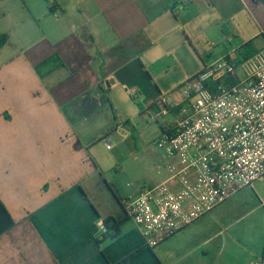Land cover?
<instances>
[{
  "label": "crops",
  "instance_id": "crops-1",
  "mask_svg": "<svg viewBox=\"0 0 264 264\" xmlns=\"http://www.w3.org/2000/svg\"><path fill=\"white\" fill-rule=\"evenodd\" d=\"M178 5L0 0V34L9 37L0 48V199L15 220L0 236V264L262 261L263 249L238 250L208 224L213 211L155 249L144 245L131 219L115 239H98L101 223L124 218L126 202L145 186L121 193L81 138L80 127L103 106L75 121L63 108L100 100L108 86L109 96L111 76L127 88L145 86L149 107L163 92L153 68L180 65L178 52L192 51L200 73L250 40L264 49V0H195L181 15ZM254 210L264 227V208Z\"/></svg>",
  "mask_w": 264,
  "mask_h": 264
},
{
  "label": "built area",
  "instance_id": "built-area-1",
  "mask_svg": "<svg viewBox=\"0 0 264 264\" xmlns=\"http://www.w3.org/2000/svg\"><path fill=\"white\" fill-rule=\"evenodd\" d=\"M194 1L179 0L176 14ZM238 49L147 107L151 120L173 118L156 141L169 156V177L143 187L125 205L150 249L264 181V49L247 59ZM104 140L111 150L113 139ZM250 264H264V257Z\"/></svg>",
  "mask_w": 264,
  "mask_h": 264
},
{
  "label": "rangeland",
  "instance_id": "rangeland-1",
  "mask_svg": "<svg viewBox=\"0 0 264 264\" xmlns=\"http://www.w3.org/2000/svg\"><path fill=\"white\" fill-rule=\"evenodd\" d=\"M262 44L259 42L256 46L260 47ZM178 57L181 59V64L178 66L170 67L161 63L153 68L154 73L158 74L156 81L164 95L170 94L194 78L202 68L192 51H180ZM213 57L216 58L218 55L213 54ZM110 78L113 83L109 94L111 105L105 104L97 117L90 118L80 127V136L94 146V156L100 160L104 169L109 170L108 179L116 183L121 193L132 196L139 185L158 184L169 177L166 168L170 163L169 156L156 146V141L162 134L161 125L172 122L173 118L168 116L158 122L151 120L146 115L148 106L146 87L134 89L130 85L129 89L137 91L132 95L116 77ZM79 112L78 115L71 112L73 119H79L84 115L81 110ZM118 126L122 127L119 133L115 132ZM110 137L114 143L112 149L108 150L104 138ZM158 165L163 167L159 169ZM262 198H264V181L257 185L256 190L247 188L214 209L208 224L217 231L222 230L225 240L236 244L238 250L241 247L264 250V234H262L264 227L258 225L254 210V208L263 209ZM143 242L147 247L144 238Z\"/></svg>",
  "mask_w": 264,
  "mask_h": 264
},
{
  "label": "trees",
  "instance_id": "trees-1",
  "mask_svg": "<svg viewBox=\"0 0 264 264\" xmlns=\"http://www.w3.org/2000/svg\"><path fill=\"white\" fill-rule=\"evenodd\" d=\"M51 11L54 10L52 9ZM8 39H9L8 35L0 34V48L3 47L8 42ZM238 51L243 58L247 59L255 55L257 52H259V49L255 46L253 40H250L242 44V46L239 47ZM109 89L110 86H108L106 90L108 91ZM106 90L105 91L102 90L104 94L102 95L100 100L91 101L88 98H86L85 100L75 101L65 106L63 108V111L67 114H70L73 111L75 114L78 115L80 113L79 112L80 110L83 112V114H86L87 109L96 110V109H100L105 104L111 105L109 96L105 94ZM80 102L81 104L79 105ZM71 120L75 121L73 117L71 118ZM128 219L130 218L127 215L122 219H117L113 216L106 218L103 223L107 231L99 232L98 234L99 241L103 242L105 240L115 239L116 237H118L121 234V226ZM14 226H15V220L11 216L10 212L6 208L3 201L0 199V236L7 233Z\"/></svg>",
  "mask_w": 264,
  "mask_h": 264
}]
</instances>
